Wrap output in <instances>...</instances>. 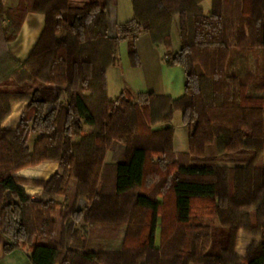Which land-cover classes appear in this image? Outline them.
Instances as JSON below:
<instances>
[{"label": "trees", "instance_id": "1", "mask_svg": "<svg viewBox=\"0 0 264 264\" xmlns=\"http://www.w3.org/2000/svg\"><path fill=\"white\" fill-rule=\"evenodd\" d=\"M204 1L132 0V18L112 37V0L81 6L70 0H18L13 8L0 0V20L7 21L0 27L5 43L16 39L27 13L45 16L26 60L0 78L1 83L18 77L15 90H2L12 92L10 97L4 100L6 93H0V104L6 102L0 123L9 101H27L16 129L0 125L5 252L27 249L32 264H264V166L256 164L264 152V0H210L208 14ZM172 21L179 47L162 58L167 66L181 67L183 95L173 99L126 89L110 100L106 74L119 62L120 41L132 37L128 57L136 65L137 36L146 32L153 44L170 47ZM132 24L137 31L130 34ZM255 47L262 49L261 74L240 63L244 52ZM46 84L62 87L65 99L42 100L40 88ZM175 111L188 132L187 153L173 151L172 126L155 132L156 144L135 142L131 118L146 130L170 122ZM31 131L39 136L29 149ZM113 139L126 146L108 185L104 156ZM151 154L169 156L174 168L163 173L167 189L161 200L155 188L165 169ZM46 160L59 165L49 180L14 175ZM148 175L154 186L133 192ZM68 180L74 181L75 199L85 197L84 208L75 207V201L62 208L54 200V194H66ZM26 182L43 188L39 199L19 187ZM80 217L90 225L87 238L75 225ZM240 229L260 236L244 257L235 254ZM217 235L221 242L214 239ZM73 239L87 248L69 245Z\"/></svg>", "mask_w": 264, "mask_h": 264}, {"label": "crops", "instance_id": "2", "mask_svg": "<svg viewBox=\"0 0 264 264\" xmlns=\"http://www.w3.org/2000/svg\"><path fill=\"white\" fill-rule=\"evenodd\" d=\"M2 1L6 7H15L18 3V0ZM72 1L74 2V6H81L86 2L85 0H70V3ZM131 18L132 16L126 19V21ZM44 22V14L29 12L24 18L16 39L6 43L1 42L3 43L1 46L3 45L2 51L4 53L2 58L4 57L7 61H0V78L13 69L16 63H21L27 58L43 30ZM120 23L122 22L112 21L110 24L108 22V26H112V28L110 27L112 30L111 35H115L116 26ZM135 48L138 54V63L136 65H132L130 60L125 62L119 58V62L108 69L106 74L108 98L115 100L126 89L133 93L152 92L157 96H169L173 99L181 97L184 93V74L181 67L176 65L167 66L162 58L163 52L159 46L150 41V37L146 32L137 36L135 39ZM40 95L42 100L52 103L60 100L61 90L57 85L46 84L40 88ZM26 106L27 101L25 100L15 99L9 101V112L2 119L0 123L1 127L8 130L16 129ZM175 117H179L177 125L171 123ZM172 120L168 125L174 128V150L178 153L187 152L188 132L181 124V114L179 111L174 112ZM58 168L57 161L46 160L35 165L24 167L14 175L28 181H46L58 171ZM19 187L34 199H39L43 193V188L35 183H20ZM159 228L158 224V244L160 240ZM252 241L258 244L260 238L239 230L237 233L235 254L239 257H244ZM5 242L4 236L0 233V264H32L29 259V251L16 249L11 252H5Z\"/></svg>", "mask_w": 264, "mask_h": 264}, {"label": "rangeland", "instance_id": "3", "mask_svg": "<svg viewBox=\"0 0 264 264\" xmlns=\"http://www.w3.org/2000/svg\"><path fill=\"white\" fill-rule=\"evenodd\" d=\"M85 1L88 2L89 0H85ZM98 1L102 4V3H104L105 0H98ZM73 3L74 2L72 1L71 5H73ZM4 6L6 7L5 4H4ZM78 6H80V5H78ZM202 7H203L205 13L208 14L209 9H210V0H205L202 3ZM6 8H13V7H6ZM108 10H109V21H108L109 24L112 21L122 22V23L118 24L116 26V29H115V35L121 33V30H122L121 28L122 27H127V25H125L124 22H126V19H128V18H130L132 16L131 0H112V2H110V4H109V9ZM230 11L233 13V11H234L233 7H232V9ZM6 22H7L6 20L1 19L0 20V27L4 26L6 24ZM121 24H123V25L119 27V25H121ZM157 25H158V23H157ZM110 27L112 28V26L111 25L108 26V33H109L110 36L113 37V35H111L112 34L111 33L112 30L110 29ZM131 29H133V30L131 31ZM170 29H171L170 31H171V35H172V42H170V47L166 46L163 43L157 45V46H159V48L163 52L162 56L167 50L175 51L179 47L178 31H177V26L175 24V21L171 22ZM129 31H130V34L132 32H136L137 31V27L132 24V25H130V30ZM154 32H155V37L158 40V36H159L158 35V28H156L154 30ZM2 38H3V35L0 32V61L3 62L4 60L7 61V59H4V57L2 58V55L4 54L3 51H2L3 50L2 49L3 45L1 46V44H3V43H1V42H3ZM125 38L126 39H124V40H126V41H123V39H122V42L120 41L121 44L119 43L120 46H119V50H118V56H119V58L122 61L126 62V61L129 60V58L127 57V52L129 50L128 42H129L130 39H132V37L130 35H128V36L125 35ZM244 56L245 57H242V59L240 60L241 61L240 63H246L253 70H255L259 74H261V69H262V49L258 48V47H255L253 49L249 48V49L246 50V52H244ZM240 63H239V65H240ZM14 67H16V66H14ZM20 75H22V74H20ZM10 78H12V81L6 80L7 82L5 81V82H1L0 83V93L1 94L2 93H6V94H3L4 95V100H5V98L10 97L12 92L2 91V90H5V89L9 90V91L15 90L13 85L18 80V77H16L15 75L11 76ZM60 90H61L60 100H64L65 96L63 94V88L60 87ZM134 94H136V92H134ZM5 103L1 102V104H0V108H2V110L6 107ZM178 118L179 117L173 118L171 123L174 124V125H177ZM168 123L169 122L160 123V124H151L149 129L143 130V129H140V128L137 127L138 125H137L136 119L135 118H131L129 126L133 129L134 134L138 135V136H136L135 142L143 141V142L148 143L149 145H153V144H156L157 141H158V135L155 132L160 130V128H163V127H166V126H171V125H168ZM85 130L87 132V131L91 130V128L86 127ZM38 136L39 135L36 132L31 131L29 133L28 138H27V145H28L29 149H32L33 144L37 140ZM74 140H77V138H75ZM125 144L126 143L124 141H121V140H118V139H113L110 142V146L107 149V151L105 153V156H104V164H108L107 173H105V179H106L105 180V184L109 185V184L112 183V178H113V176H112V171H113L112 167L117 161H119V160L124 158V150H125V146H126ZM173 144H174V141H173ZM173 151L176 154H180V155H181V153L182 154L187 153V152H179V153L176 152L174 150V145H173ZM151 156H152V158H153V160L155 162L158 160V163L161 165V168L163 170L165 169L164 171L161 172L160 175H158V188H155L157 190V192H158V199L161 200L162 199V196H161L162 194L161 193H163L167 189L166 188L167 181L164 179L165 175L163 173L167 172L169 167H170V171L173 172L174 168L171 167L172 163H171V160H170L169 156L162 157V159H157V157L155 155H153V154H151ZM158 158H160V157L158 156ZM256 164L259 165V166H264V152H262L260 154V157L257 160ZM219 165L220 166H225V167H234V165L230 164V163H220ZM25 167H28V166H25ZM171 172H170V174H172ZM146 178L147 179H146L145 183L143 184V186L141 188H139V189H135L133 192H136L137 190H142V189H147L148 190L149 188L151 189L152 185L154 186V181H153L154 178L151 179L150 175H148ZM69 180L67 181V184H66V187H67L66 188L67 189L66 190V194L65 193L64 194L56 193V194L53 195L54 200L57 203L61 204V206H63L62 208H66V206H69L72 203L74 204V201L76 203L75 207L84 208L86 203H87L85 197H83V196L79 197L78 196L75 199V196H74V181H69ZM252 215L254 217V213H252ZM252 220L254 221V219H252ZM75 225H77V227L80 229V231L82 230L83 234L87 233L86 238L89 236L88 232H89L90 225H88L87 221H83V219L80 217V218H78V220L75 223ZM218 228H220V227H218ZM240 230L245 232V233H248V232L244 231L243 229H240ZM158 235L159 234H158V225H157L156 234H155V244L157 246H158V237H159ZM256 236H258L260 238L259 235H256ZM55 237H56V239H58L60 237L59 233H56ZM221 237L222 236L217 235L214 239H217V240H219L221 242V240H222ZM70 242L71 243H69V245L76 246L78 248V250H80V249L82 250L84 248L85 249L87 248L85 243L76 242V241H74V239L71 240ZM25 250L28 251L27 249H25Z\"/></svg>", "mask_w": 264, "mask_h": 264}]
</instances>
